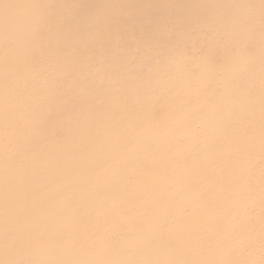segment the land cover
Here are the masks:
<instances>
[{"label": "snow or ice", "instance_id": "6c2138e0", "mask_svg": "<svg viewBox=\"0 0 264 264\" xmlns=\"http://www.w3.org/2000/svg\"><path fill=\"white\" fill-rule=\"evenodd\" d=\"M0 264H264V0H0Z\"/></svg>", "mask_w": 264, "mask_h": 264}, {"label": "bare ground", "instance_id": "6f19581e", "mask_svg": "<svg viewBox=\"0 0 264 264\" xmlns=\"http://www.w3.org/2000/svg\"><path fill=\"white\" fill-rule=\"evenodd\" d=\"M133 2H174V0H133Z\"/></svg>", "mask_w": 264, "mask_h": 264}]
</instances>
